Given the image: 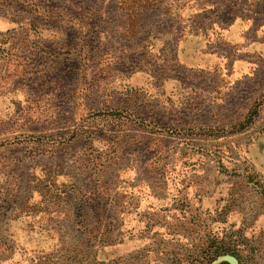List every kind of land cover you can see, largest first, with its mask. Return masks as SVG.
Wrapping results in <instances>:
<instances>
[{
	"label": "rangeland",
	"instance_id": "rangeland-1",
	"mask_svg": "<svg viewBox=\"0 0 264 264\" xmlns=\"http://www.w3.org/2000/svg\"><path fill=\"white\" fill-rule=\"evenodd\" d=\"M143 5L0 0V264H264V0Z\"/></svg>",
	"mask_w": 264,
	"mask_h": 264
},
{
	"label": "crops",
	"instance_id": "crops-1",
	"mask_svg": "<svg viewBox=\"0 0 264 264\" xmlns=\"http://www.w3.org/2000/svg\"><path fill=\"white\" fill-rule=\"evenodd\" d=\"M248 29L247 19H238L221 33L222 42L234 48L235 51L236 56L229 61L231 75L234 77L247 73L246 71L254 64L250 60V54L257 53L264 58V40H249L247 38ZM243 51L248 53L242 54L241 52ZM179 58L185 67L201 71L210 68L225 69V63L228 60V56L225 53H219L215 49H208L199 43L195 46L188 45V43L181 45Z\"/></svg>",
	"mask_w": 264,
	"mask_h": 264
},
{
	"label": "trees",
	"instance_id": "trees-1",
	"mask_svg": "<svg viewBox=\"0 0 264 264\" xmlns=\"http://www.w3.org/2000/svg\"><path fill=\"white\" fill-rule=\"evenodd\" d=\"M119 4L124 8L126 14L128 15L129 19L133 22L136 20V17L138 15L137 13V6H138V0H118ZM143 2L144 8H150L154 1L156 0H141ZM226 251H222L218 254H225ZM219 264H229L228 262H221Z\"/></svg>",
	"mask_w": 264,
	"mask_h": 264
},
{
	"label": "water",
	"instance_id": "water-1",
	"mask_svg": "<svg viewBox=\"0 0 264 264\" xmlns=\"http://www.w3.org/2000/svg\"><path fill=\"white\" fill-rule=\"evenodd\" d=\"M222 261L228 262L229 264H239L238 260L232 254L221 255L212 264H217Z\"/></svg>",
	"mask_w": 264,
	"mask_h": 264
}]
</instances>
